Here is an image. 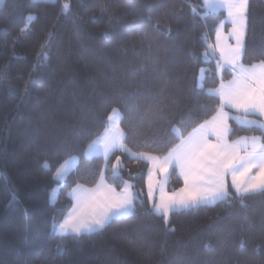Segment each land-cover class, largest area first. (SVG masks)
<instances>
[{
  "label": "trees",
  "instance_id": "obj_1",
  "mask_svg": "<svg viewBox=\"0 0 264 264\" xmlns=\"http://www.w3.org/2000/svg\"><path fill=\"white\" fill-rule=\"evenodd\" d=\"M69 5L65 11L64 6ZM226 19L203 0H4L0 6V264H264V191L159 216L149 165L86 153L122 115L133 154L167 156L221 109L233 75L211 43ZM264 63V0H250L244 66ZM204 71L203 86H200ZM264 129L232 124L231 140ZM78 164L64 182L56 173ZM129 183L133 210L104 229L60 236L77 186ZM57 201H52L56 187ZM183 182L176 170L169 190Z\"/></svg>",
  "mask_w": 264,
  "mask_h": 264
},
{
  "label": "crops",
  "instance_id": "obj_2",
  "mask_svg": "<svg viewBox=\"0 0 264 264\" xmlns=\"http://www.w3.org/2000/svg\"><path fill=\"white\" fill-rule=\"evenodd\" d=\"M250 0H203L208 12H224L226 19L217 30L211 49L232 77L212 93L221 109L208 122L183 139L167 156L131 153L124 145L122 115L112 112L108 129L86 153L88 159L106 161L116 152L149 165L147 194L159 216L199 206H214L225 200L231 187L239 196L264 191V141L260 136L231 140L232 124L264 129V63L244 66L242 57L247 35ZM63 166L72 171L78 161ZM72 162V163H71ZM62 166V167H63ZM176 170L183 182L170 192V176ZM73 208L57 228L60 236L83 235L104 229L112 220L130 216L133 188L127 183L114 189L104 177L94 188L77 186L70 194Z\"/></svg>",
  "mask_w": 264,
  "mask_h": 264
},
{
  "label": "rangeland",
  "instance_id": "obj_3",
  "mask_svg": "<svg viewBox=\"0 0 264 264\" xmlns=\"http://www.w3.org/2000/svg\"><path fill=\"white\" fill-rule=\"evenodd\" d=\"M40 1H44V2H55L57 0H40ZM4 3V0H0V6H2ZM65 8V11H68L69 10V5H65L64 6ZM203 80H204V71H202L201 73V77H200V86L202 87L203 86ZM115 113H120V111L118 110H114ZM121 114V113H120ZM73 160L72 161H78V158H72ZM72 163V162H71ZM66 167V166H65ZM64 166L56 173V179L59 181V182H64V180L67 178V176L69 175V173L71 171L68 170V168H65ZM59 189L60 187H56V189L54 190L53 194H52V201L55 203L57 201V196H58V193H59Z\"/></svg>",
  "mask_w": 264,
  "mask_h": 264
}]
</instances>
